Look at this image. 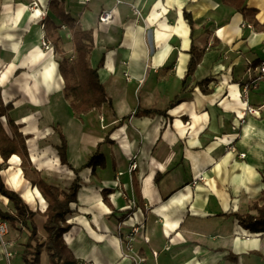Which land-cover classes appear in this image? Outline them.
Wrapping results in <instances>:
<instances>
[{
	"label": "crops",
	"instance_id": "1",
	"mask_svg": "<svg viewBox=\"0 0 264 264\" xmlns=\"http://www.w3.org/2000/svg\"><path fill=\"white\" fill-rule=\"evenodd\" d=\"M33 1L0 0V109L12 107L1 121L9 134V119L19 127L31 164L47 183L68 190L82 179L65 235L78 263L137 264L125 249L139 227L133 246L141 264H264V234L234 217L255 214L251 208L264 190V79L250 90L248 104L241 94L264 62V0H245L247 14L221 0H65L66 12L93 31V65L105 55L99 78L112 99V109L81 116L63 96L57 56L42 46L46 17L39 13L49 14V0H38V10L30 9ZM104 11L112 18L100 23ZM60 32L72 56L68 27ZM192 46L203 54L183 82ZM205 79L208 93L197 85ZM171 103L165 115H134L139 107L164 110ZM56 127L75 169L99 145L104 167L76 175L61 165ZM0 164L5 185L44 212L45 200L25 197L28 187L38 189L25 178L21 159L4 163L0 155ZM18 170L23 184L15 187L11 175ZM0 207L12 208L1 196ZM39 220L43 227L45 218L35 217L44 240ZM25 234L10 230L13 256L0 250V264H15Z\"/></svg>",
	"mask_w": 264,
	"mask_h": 264
},
{
	"label": "trees",
	"instance_id": "2",
	"mask_svg": "<svg viewBox=\"0 0 264 264\" xmlns=\"http://www.w3.org/2000/svg\"><path fill=\"white\" fill-rule=\"evenodd\" d=\"M221 1L228 6L236 8L243 14L248 13L245 0ZM48 9L49 14L43 20L45 39L51 43L52 52L58 58L59 71L64 80L63 96L69 101L71 110L76 116H81L93 110H100L102 107L112 109V99L99 78V70L104 66L105 55L103 54L95 65L92 63V53L95 48L93 31L83 29L77 19L66 12L65 0H49ZM184 18L193 31L194 21L191 15L184 12ZM62 25H66L71 33L74 52L72 56H69L62 48L63 35L60 32ZM261 28L264 29V24L261 25ZM190 54L191 61L183 82L193 75L203 53L192 46ZM208 83L209 80L205 79L197 83V85L203 92L208 93L209 90L205 89ZM172 106L173 104L171 103L164 110L139 107L134 115L140 117L153 114L165 115ZM11 108L10 105H7L0 109V155L4 163L8 162L13 155H17L21 159V167L25 178L39 190L47 203V207L44 212L33 211L19 193L5 185L1 176L3 164H0V196L7 199L12 207L9 211L0 207V216L8 222L10 230L13 229L20 235L25 232L28 233L22 252L24 264H41V256L44 252L48 255L49 264H79L65 241V235L72 228L67 223L66 217L73 212L71 206L77 202L82 179L77 176L68 190H62L47 183L40 173L33 168L26 137L19 131V127L14 121L9 119V134L3 126L1 118ZM56 128L59 137L56 149L61 165L69 168L76 175L84 168H91L94 173L98 167H104L105 158L100 152L99 145L89 161L84 166L75 169L68 160L67 140L61 128ZM107 140L108 137H106L105 142ZM251 210L255 214H234V217L245 229L253 233L264 234V190L259 201L253 204ZM37 215L45 218L43 229L46 237L44 240L39 237L38 226L35 222ZM126 216L127 214L123 215L120 220L125 219Z\"/></svg>",
	"mask_w": 264,
	"mask_h": 264
},
{
	"label": "built area",
	"instance_id": "3",
	"mask_svg": "<svg viewBox=\"0 0 264 264\" xmlns=\"http://www.w3.org/2000/svg\"><path fill=\"white\" fill-rule=\"evenodd\" d=\"M88 1L89 0H85V2H88ZM116 3L120 4L121 1L116 0ZM131 7H132L133 14L136 15L137 17H140L141 16L140 11L134 5H132ZM30 9L31 10L39 9L38 0H34L32 2ZM46 15H47V12L43 10H41L39 13V17L41 19H44ZM111 18H112V11H104L99 16V21L100 23H107L111 20ZM42 46L46 50H52L51 43L47 41L45 38L42 41ZM263 79H264V62H261L260 65L256 68L255 76H253V78H251L247 83L241 86V94H242V98L245 104H248V96H249L250 90L257 88L259 82L262 81ZM248 111L251 113H256V111L251 107H248ZM241 156L244 157V155H241ZM136 168H137V165L133 163L130 167V172H132ZM117 181H118V178H117ZM139 231H140L139 227H134L132 229V233L130 234L127 240V248L125 249V256L136 259L138 261L137 264H141L140 263L141 260L139 261V259L134 254L133 239H134V236L139 233ZM9 233H10V227H9L8 222L3 220L0 216V250L3 251L5 257L8 260H10L13 256V253L10 252L9 250V241L7 239ZM145 241L148 242L149 240L145 238Z\"/></svg>",
	"mask_w": 264,
	"mask_h": 264
},
{
	"label": "bare ground",
	"instance_id": "4",
	"mask_svg": "<svg viewBox=\"0 0 264 264\" xmlns=\"http://www.w3.org/2000/svg\"><path fill=\"white\" fill-rule=\"evenodd\" d=\"M17 161L18 159L15 158ZM12 177V183L15 187H18L19 185L23 184V179L21 176V172L18 170L16 171L14 174L11 175ZM39 197L40 201L42 204H44V199L42 198V196L40 195L38 190H34V192L28 187L27 191L25 193V197H27L28 199H30L31 201H37V197Z\"/></svg>",
	"mask_w": 264,
	"mask_h": 264
},
{
	"label": "rangeland",
	"instance_id": "5",
	"mask_svg": "<svg viewBox=\"0 0 264 264\" xmlns=\"http://www.w3.org/2000/svg\"><path fill=\"white\" fill-rule=\"evenodd\" d=\"M38 223H39V225H40L41 232H42V233H45V230L43 229L40 220L38 221ZM25 233H26L25 235H26V237H27L28 233H27V232H25ZM39 237H40L41 240H43V237H42V236L39 235ZM22 249H23V248H22ZM41 260H42V264H49L48 255H47L46 252L42 254V256H41ZM13 263H15V264H24L23 259H22V252H20L19 255H17V256L14 258Z\"/></svg>",
	"mask_w": 264,
	"mask_h": 264
}]
</instances>
